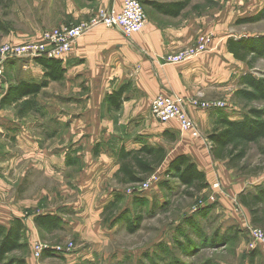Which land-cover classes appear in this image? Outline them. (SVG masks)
<instances>
[{
  "label": "rangeland",
  "instance_id": "obj_1",
  "mask_svg": "<svg viewBox=\"0 0 264 264\" xmlns=\"http://www.w3.org/2000/svg\"><path fill=\"white\" fill-rule=\"evenodd\" d=\"M102 8L108 7L101 6L99 0H0V45L38 42L44 31L75 25ZM184 12L201 19L192 28L195 40L204 34L212 40L225 39V44L229 38L264 37V0H194ZM247 19L253 20L245 22ZM33 66L42 70L36 62ZM240 67L242 75L250 72L255 78L264 79V60L258 59L253 69L245 63L237 69ZM24 71L20 64H7L2 85ZM40 75L39 71L34 72L35 79H28L40 83L44 73ZM65 81L64 72L62 81L49 82L42 89L33 114L34 135L27 151L17 150L13 141L8 145L19 152L17 159L22 170L9 171L7 176L21 183L20 200L33 201L22 207L20 219L26 234L31 229L36 242L46 250L38 259L34 258L33 244L26 242L25 234L28 249L10 254L7 262L23 258L26 264H264V243L252 236L253 231L264 234V223L254 226L250 211L239 201L240 196L256 193L258 188L264 190V139L247 146L246 157L239 164L245 166L242 170L228 168L212 158L216 162L212 175L218 181L188 197L176 179L165 175L166 161L169 163L178 155V139L173 134L172 139L161 142L167 155L154 172L157 182L146 190H141V182L123 185L114 176L120 149L136 150L138 145L133 142L143 145L145 141L135 134L129 139L128 125H119L114 118L97 130L98 126L91 125L89 139H67L62 134L66 123L53 120L48 103L54 98L65 110L69 103L64 102L81 96L86 86L76 80L82 88L78 92ZM215 102L239 120L248 115L249 109L264 111L263 102L246 104L234 98L228 104ZM1 146L6 148L7 142L0 143ZM30 149L34 151L30 153ZM53 149L57 151L53 159L59 169L50 178L48 154ZM77 151L82 156H76ZM164 181L169 183L168 187L161 186ZM39 214L52 215L57 219L55 226L46 230L35 226L33 217Z\"/></svg>",
  "mask_w": 264,
  "mask_h": 264
},
{
  "label": "crops",
  "instance_id": "obj_2",
  "mask_svg": "<svg viewBox=\"0 0 264 264\" xmlns=\"http://www.w3.org/2000/svg\"><path fill=\"white\" fill-rule=\"evenodd\" d=\"M153 1L169 0H142L147 23L140 33L127 38L118 29L96 26L73 43L70 52L61 61L65 70V83L79 92L82 88L76 85L78 80L84 82L86 88L83 89L81 96L71 99L73 101L64 102L69 103L66 104L65 110L61 109L58 100L51 98L48 103L49 113L54 116L55 122L66 123L62 128V134H65L67 139L75 137L89 139L91 125L98 126L95 127L97 130L109 123L112 118L119 125H128L129 129L126 132L129 139L132 140L135 135L142 136L141 139L145 141L143 145L160 146L165 149L161 142L172 139L174 134L178 139L177 142L175 141L179 148L177 156L189 157L197 168L205 173L208 184H212L218 181L211 171L216 162L211 157L210 142L206 137L219 115L224 114L233 121L240 118L230 117L226 109L196 110L187 107L188 115L200 132L201 138L195 139L187 133H182L174 122L167 123L168 125L159 123L150 113L151 102L157 95H181L205 102L220 100L228 104L231 98H234V92L238 89L236 82L242 75L240 71L243 67L238 70V65L242 66L244 63L236 61L228 53L225 39L214 37L210 50L201 57L179 65H161L160 58L164 55L171 54L195 40L192 28L196 27L201 19L197 16L185 15V10L175 18L161 15L150 8L149 3ZM99 4L120 10L122 0H99ZM36 69L42 76L43 71L33 66L24 71L20 77L10 79L8 83L2 85V98L9 87L21 81L38 83L28 79H35L33 74L38 72ZM40 76H37L39 80ZM123 86H125L124 102L118 110L109 109L105 103L106 96ZM41 92L34 98L37 104ZM34 113L20 117L14 105L3 106L0 102V143L7 142L6 148L2 147L4 145L0 147V158L3 157V162H0V169L2 168L0 225H7L13 218H21L22 207L33 202L25 198L19 199L21 183L14 182L15 177H8L7 173L22 170L18 165L19 152L11 150L8 145L13 141L17 150L23 153L27 151L26 146L31 144L30 140L34 135L35 122L32 121ZM203 138L206 140L205 147L202 144ZM133 143L138 145V148L142 146ZM124 149L127 151L135 148ZM55 150L48 154L50 158L47 172L50 178L52 174L57 175L59 169L57 160L53 159L57 157ZM32 151L34 149H30V153ZM75 154L82 156L78 151ZM60 169L63 171L64 167ZM49 195L51 196V189ZM44 211L47 213L46 209ZM26 226L29 229V225ZM29 230L30 233L26 234V242L32 245L37 238L33 236V231Z\"/></svg>",
  "mask_w": 264,
  "mask_h": 264
},
{
  "label": "trees",
  "instance_id": "obj_3",
  "mask_svg": "<svg viewBox=\"0 0 264 264\" xmlns=\"http://www.w3.org/2000/svg\"><path fill=\"white\" fill-rule=\"evenodd\" d=\"M92 1V0H88ZM194 0L153 1L149 6L155 12L175 18L183 12ZM247 19L245 22H252ZM227 51L236 61L245 63L250 69L258 59L264 60V37L261 38H229L226 42ZM36 63L43 70V79L40 83L21 81L8 88L2 98L1 105H14L18 116L22 117L36 111L34 98L49 82L63 80L64 72L60 60L40 58ZM125 86L112 91L105 98V103L111 110H118L124 102ZM234 99L242 103H264V79L255 78L248 72L239 78V87L234 92ZM264 111L249 109L248 115L241 120H229L224 114L219 115L213 122L207 135L210 142L211 156L215 161L223 162L228 168L242 170L245 166L239 164L246 157V148L264 139ZM166 151L160 146L142 145L136 150L120 149L117 159L118 170L114 174L120 184L129 185L142 183L155 172L166 159ZM69 164L70 161H68ZM165 175L176 179L183 188V194L192 197L209 187L206 175L200 171L189 157L176 156L165 168ZM164 181L162 187H168ZM241 205L246 207L252 215V224L261 226L264 223V190L258 188L256 193L246 197L240 196ZM260 215V216H259ZM55 219L49 214H39L33 217L35 226L49 229L55 226ZM130 227V223L128 224ZM25 225L20 218H13L7 225H0V264H26L23 258L9 259L7 257L19 251H26ZM224 239V238H222ZM224 241L227 242L225 239ZM50 253V251H47ZM6 261V262H5Z\"/></svg>",
  "mask_w": 264,
  "mask_h": 264
},
{
  "label": "built area",
  "instance_id": "obj_4",
  "mask_svg": "<svg viewBox=\"0 0 264 264\" xmlns=\"http://www.w3.org/2000/svg\"><path fill=\"white\" fill-rule=\"evenodd\" d=\"M146 23L147 17L140 0H122L120 10L114 8L99 9L94 16L75 25H61L44 31L41 40L38 42L0 45V100L3 94L2 79L7 64H20L22 70L27 71L40 58L62 61L70 52L73 43L93 27L102 26L107 29H118L124 37L128 38L140 33ZM211 41L210 35H200L194 43L172 54L164 55L160 58V63L161 65H179L192 61L210 50ZM187 107L196 110H216L223 108V105L215 101L205 102L181 95H157L151 102L150 113L159 123L174 122L182 133L198 138V128L188 115ZM157 178L155 173L151 174L141 183V190H146L155 184ZM252 236L255 241L264 243L263 233L253 231ZM44 250L46 249L41 243H33L34 258L38 259Z\"/></svg>",
  "mask_w": 264,
  "mask_h": 264
}]
</instances>
